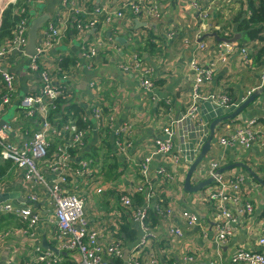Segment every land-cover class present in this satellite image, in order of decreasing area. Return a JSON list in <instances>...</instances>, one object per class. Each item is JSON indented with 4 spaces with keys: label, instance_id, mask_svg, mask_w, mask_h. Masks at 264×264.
I'll return each instance as SVG.
<instances>
[{
    "label": "crops",
    "instance_id": "obj_1",
    "mask_svg": "<svg viewBox=\"0 0 264 264\" xmlns=\"http://www.w3.org/2000/svg\"><path fill=\"white\" fill-rule=\"evenodd\" d=\"M21 1L9 5L14 6L15 15H18L17 6ZM75 1L83 4L85 11L105 7L112 14L119 11L123 3L136 1L145 10L148 6L157 5L160 14L157 17L147 12L135 16L126 8L123 16L114 15L111 23L101 22L95 29L85 32L78 25L76 30L72 29V19L61 22L59 11L65 9L61 0H34L29 10L31 23L40 16H46L48 20L41 29L52 21H59L61 25L67 26L59 43L40 57L41 64L52 74L59 76L60 61L68 57L74 58L72 66L68 69L62 68L69 73L66 83L75 90V100L84 105L92 124L91 129H94L96 122L91 112L92 105L89 106L91 103H95V107L103 108L106 115L111 112L117 127H126L125 131L108 135V146L103 144L107 133H102V127L89 133L86 146L76 156V165L70 164L64 171H54L51 167L52 164L61 166L62 160L59 157L54 161L52 159L64 140L53 128L46 130L50 147L49 157L39 162L42 173L51 184H62L71 193L85 198V218L89 230L98 233L102 245L122 239L125 254L126 251L129 253L141 236V230L131 218L129 209L121 203L120 197L124 194L130 195L137 204L146 201V194L135 190L141 181L138 164L154 152L157 140L165 138L163 129L175 120L174 154L179 160H174L171 155H155L149 174V179L156 182V200L150 213L155 212L158 219L155 221L150 216V220L155 231L152 246L159 264H209L211 261L218 264H247L235 260L238 251H264V245L260 243L264 237V185L245 168L237 167L224 172L228 176L239 173L246 176L243 192L254 204L253 213L241 218L234 236L224 243L216 237L214 211L208 198L214 186L213 182L197 192L185 190L187 172L209 136L211 122L226 115L232 107L242 104L251 95L252 89L264 85V62L260 65L254 58L264 42L243 43L244 34L233 23L228 24L242 6L250 13L247 4L243 5L240 0ZM194 1H198L204 9L210 6V14L206 19H199L192 7ZM16 17L18 20L19 15ZM41 29L36 45L41 38ZM92 30L95 32L92 33ZM168 34H173L172 38ZM239 34L241 37L235 42L219 39L234 38ZM96 37L104 40L99 46V55L95 60L86 62L83 58V46L95 42ZM9 39L6 37L1 40L0 47L8 44ZM151 40L155 42L154 47L148 45ZM201 44L205 47L201 48ZM222 44H230L233 50L228 53L226 46ZM242 48L249 52L248 62L243 60ZM136 49L143 55L144 66L154 70V88L151 92L146 91L141 84L142 69L133 66V57L138 52ZM29 56L14 52L6 58L4 65V69L15 75L18 91L15 104L8 108L0 121L4 120L8 125V140L15 143L28 140L36 131L43 130V117H27L19 105L22 97L38 94L41 87L38 75L30 68ZM223 57H227V60L222 61ZM195 60L201 66H210L212 63L217 65L213 79L203 86L204 92L225 93L234 105L225 107L211 101H201L197 110L193 114L189 113L196 77L192 68ZM77 63L82 65L76 68ZM92 83L96 84L95 87ZM2 91L4 89L0 85V93ZM10 109L15 111L7 119L5 115ZM69 114L61 130L70 135L71 132L65 129L73 123ZM48 120L53 126L51 114ZM104 121L103 119L102 123ZM240 126H247L259 135L264 134V92L237 117L216 126L208 154L192 173L193 185L210 177L207 171L214 162L220 168L234 162H243L264 180L263 137L260 136L249 147L220 145L223 136L229 135ZM124 138L131 144L123 153L116 143ZM81 160L90 162V173L83 177L75 173ZM161 167L172 178L156 171ZM159 182H162L161 185H157ZM0 186V193L6 197L3 203H10L14 208L12 212L0 214V264H50L65 261L82 264L80 253L66 246L70 236L57 225L48 188L34 187L13 162L4 160L1 155ZM32 195H36L35 200ZM156 205L171 209L172 215L160 217L154 207ZM26 207H31L40 217L33 227L24 222L15 211ZM185 211L198 215L197 225L188 224L182 215ZM124 226L127 228L124 229ZM176 227L184 230V236L178 237L171 233L170 230ZM44 236L59 253L42 244ZM41 253L54 255L49 256L48 261L42 262L39 260ZM187 257H192L193 260L186 262ZM52 258L56 260H51ZM124 260L113 262L123 264Z\"/></svg>",
    "mask_w": 264,
    "mask_h": 264
},
{
    "label": "built area",
    "instance_id": "obj_2",
    "mask_svg": "<svg viewBox=\"0 0 264 264\" xmlns=\"http://www.w3.org/2000/svg\"><path fill=\"white\" fill-rule=\"evenodd\" d=\"M18 0H0V27L2 26L3 13L10 4H16ZM34 0H24L17 8L18 20L14 27L13 36L9 39V43L0 47V85L4 89L0 93V119L7 112L8 108L15 104L17 100V86L15 75L4 69L5 60L12 53L16 52L21 55H27L26 46L28 44V34L30 30V6ZM64 10L59 11L61 22L68 21L74 16H83L82 19L76 24L82 31L95 29L101 22L111 23L114 15L123 16L124 9H129L135 16H141L145 9L142 4L136 1H129L123 3L119 11L110 12L105 7L95 8L94 10L85 11V6L75 0H61ZM192 7L200 20L206 19L210 12V6L204 9L198 1L192 2ZM148 12L154 16H159L160 12L157 5L148 6ZM91 15V17H90ZM67 26H63L59 21H52L48 26L41 29V38L36 45V52L30 57V68L35 72L40 80L41 87L38 94H28L21 98L19 101L20 108L25 112L27 117H34L39 115L43 117V130L36 131L31 138L21 143H15L8 140L9 127L3 125L0 129V155L4 160L13 162L17 168L22 172L24 178L30 182L34 187L48 188L49 195L54 204V213L58 227L61 231L70 236L69 242L66 246L70 250H77L81 255L82 264H114L113 260H124L123 264H159V259L153 249L152 241L155 237V231L150 220V208L153 206L156 191V182L149 179L151 172V162L155 155H171L176 161L179 157L174 154V137L176 134L175 125L177 121L172 120L165 128L164 139H159L156 142L154 152L145 157L139 162L140 168V183L135 187V190L140 193L146 194V201L143 204L135 203L134 199L127 194L120 197L121 203L129 209L131 218L139 225L141 236L134 244L131 251L128 253L127 259L125 258V250L122 239H116L109 245H102L99 242V235L96 231L89 230L88 222L85 218V203L84 197L71 193L62 184H51L45 175L42 173L39 162L45 159L49 153L50 142L46 136V130L52 129L57 132L55 126L48 120L52 111L56 110V101L64 95L61 81H67L69 73L63 70L59 64V76L52 74L46 67H42L40 57L44 55L51 47L58 44ZM173 34H168L172 38ZM110 39V38H109ZM104 40L96 37V41L88 43L83 46V58L86 62L95 60L99 55L100 45ZM226 46L228 53L233 50L230 44H222ZM201 48L205 45L201 44ZM242 56L245 62L249 61V52L246 48H242ZM133 66L137 69H142L143 76L141 84L146 91L151 92L154 88L153 76L154 70L151 67L144 66L143 60L138 53H135ZM227 57H223L222 61H226ZM82 63H77L78 68ZM217 65L212 63L210 66H201L196 62L192 63V68L196 72L195 83L193 88L192 99L193 103L190 107L189 113L193 114L201 101H211L215 104L228 107L234 105L231 98L225 93L217 92H204L203 86L206 82L213 79L216 72ZM262 81L264 83V69L262 72ZM96 84L92 83L95 87ZM259 88V87H258ZM256 90L255 88L250 91V94ZM155 99L154 96H152ZM92 105V106H91ZM95 103H91V112L95 116V127L80 128L73 122L65 127L69 130L70 140L74 147L79 150L86 146L87 135L92 131H97V128L102 127L109 134H116L126 127H117L116 120L109 112L107 115L104 109L95 107ZM88 108V107H87ZM72 116L73 113H70ZM105 120L102 123V120ZM61 134V132H58ZM264 138V134H257L247 126H240L236 128L229 135H225L220 139V145L223 147L228 146H241L249 147L252 142L256 141L259 137ZM117 146L120 152H125L131 142L127 139L117 141ZM69 146L64 145L61 148L59 158L62 160L61 166L52 164V170L64 171L70 167L68 160L70 154L68 152ZM90 162L87 160L80 161V167L75 170V173L80 176H87L90 173ZM218 163H212L207 173L214 177L213 188L208 194V198L212 209L214 211L215 231L217 239L224 243L234 236L237 230V224L241 220L253 213L254 204L243 192V186L246 182L244 174H236L228 176L225 173H217L219 169ZM158 173L163 174L169 178L172 175L164 168H158ZM63 180L65 178L63 177ZM159 182L157 185H161ZM2 186H0V192ZM99 192L101 190H98ZM32 199H36V195H32ZM156 212L160 217L172 215L171 209L163 208L161 205H156ZM14 211L10 203H0V214L4 212ZM17 214L22 217L24 222H27L30 227L37 224L40 217L36 214L31 207L15 210ZM190 226L197 225L199 217L194 212L185 211L182 214ZM171 233L175 236H184V230L179 227L172 228ZM260 243L264 245V237L261 238ZM40 250V249H38ZM54 255L53 253L40 254V261H48V257ZM51 260H56L52 258ZM192 257L185 258V261H192ZM236 261L246 262L247 264H264V251L256 252L242 249L237 252L235 256ZM50 261V260H49ZM172 264H184L180 262H173ZM209 264H218L211 261Z\"/></svg>",
    "mask_w": 264,
    "mask_h": 264
},
{
    "label": "trees",
    "instance_id": "obj_3",
    "mask_svg": "<svg viewBox=\"0 0 264 264\" xmlns=\"http://www.w3.org/2000/svg\"><path fill=\"white\" fill-rule=\"evenodd\" d=\"M22 0L21 2H23ZM20 2V3H21ZM240 2L244 5L247 4V8L250 11L248 12L246 10L240 9L232 19V21L228 22V24L232 25V23L237 27V30L244 34V41L249 42H257V41H263L264 42V0H240ZM143 6V5H142ZM18 7V6H17ZM146 8V7H144ZM90 11V10H89ZM148 12V7L146 10H144L143 13ZM87 14L80 15V16H74L72 17V22L74 24V27L72 26V29H77L76 24L79 22L80 19L83 18V16H86ZM17 14H14V6L9 7L5 12L3 16V24L0 28V41L3 40L6 37L11 38L13 36L14 27L17 20ZM148 45L151 47L155 46L154 41L148 42ZM138 51L137 53L140 54L143 60V55L141 54L140 50L136 49ZM255 60L261 65L264 62V46L257 50V52L254 54ZM75 60L74 58L68 57L64 58L62 62L60 61V65L64 69H68L72 64H74ZM62 89L64 92V95L60 97L55 103H56V110L51 112V121L54 123V126L57 130V132H62V127L64 122L68 119V114L73 113V117L70 115V119L74 121V123L77 124L80 128H87L91 127L92 124L90 122V119L87 115L86 109L84 105L79 103L75 100L73 97V94L75 93V90L71 85L68 83H65V81H61ZM61 113V114H60ZM61 116H58V115ZM91 133V132H90ZM102 133H107L105 130H102ZM63 138V144L59 145L56 155L53 157L52 161H54L55 158H58L61 153V148L64 145L69 146L68 152L70 154V159L68 160L69 164L76 165V156L80 153L79 149L77 147H74L72 145V142L70 140V136L66 132H62L59 134ZM109 133L106 134V139L103 141V144L108 146V136ZM110 141V140H109ZM49 155L46 157L48 158ZM117 162V161H116ZM139 201L141 200L138 199ZM137 200V201H138ZM156 208V206H154ZM150 216L157 221L158 218H156L155 212L150 213ZM124 229L127 228V226L123 227ZM134 231V230H133ZM39 264H46V263H39ZM50 264H71L70 261L65 262H54ZM170 264V262H169Z\"/></svg>",
    "mask_w": 264,
    "mask_h": 264
},
{
    "label": "water",
    "instance_id": "obj_4",
    "mask_svg": "<svg viewBox=\"0 0 264 264\" xmlns=\"http://www.w3.org/2000/svg\"><path fill=\"white\" fill-rule=\"evenodd\" d=\"M48 20V18L46 16H40L36 19H34L30 25V30H29V34H28V44L26 46V51L27 54L30 56H33L36 52V42L38 40V33L39 30L44 26L45 22ZM95 32V30H92V33ZM109 36L111 34H108ZM214 36H217V34H213ZM240 34L237 37L234 38H219L220 40L224 41V42H235L237 40L240 39ZM264 92V85H262L261 87L257 88L256 90H254L251 95L239 106L236 107H232L233 109L228 112L226 115H222L219 116L217 118H215L208 130H209V136L205 142V144L203 145L201 152L199 153V155L197 156V158L195 159V161L192 163L190 169L187 172L186 175V179H185V190L189 191V192H197L202 190L204 187H206L208 184H210L211 182L214 181V177L210 176L208 179L199 182L197 185H193L191 183V176L192 173L196 170L197 166L200 164V162L204 159V157L208 154L212 142H213V138L215 136V130H216V126L218 124H220L221 122H224L225 120H229V119H234L235 117H237L256 97H258L260 95V93ZM179 119V117H178ZM184 119V115L183 118ZM5 124L4 120L0 121V129L2 128V126ZM245 168L249 171V173L256 178L261 184L264 185V180L261 179L247 164L243 163V162H234L232 164H228L226 166H223L221 168H219L217 170V173H224L227 170L233 169V168ZM6 199V197L0 193V203H2L4 200ZM42 244L45 245L47 248H50L51 250H54L56 253H59V250L53 245V243L51 244V242H48L46 236H44L43 240H42ZM128 256V251H126L125 254V258L127 259Z\"/></svg>",
    "mask_w": 264,
    "mask_h": 264
},
{
    "label": "rangeland",
    "instance_id": "obj_5",
    "mask_svg": "<svg viewBox=\"0 0 264 264\" xmlns=\"http://www.w3.org/2000/svg\"><path fill=\"white\" fill-rule=\"evenodd\" d=\"M41 63V62H40ZM42 65V64H41ZM43 66V65H42ZM14 111H15V109H10L9 110V112H8V114L7 115H5V118H10L11 116H12V114H14Z\"/></svg>",
    "mask_w": 264,
    "mask_h": 264
}]
</instances>
